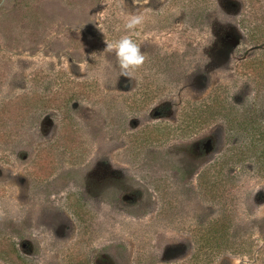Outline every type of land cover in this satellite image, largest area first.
<instances>
[{"label":"rangeland","instance_id":"obj_1","mask_svg":"<svg viewBox=\"0 0 264 264\" xmlns=\"http://www.w3.org/2000/svg\"><path fill=\"white\" fill-rule=\"evenodd\" d=\"M217 219L264 250V0H0V264H189Z\"/></svg>","mask_w":264,"mask_h":264},{"label":"trees","instance_id":"obj_2","mask_svg":"<svg viewBox=\"0 0 264 264\" xmlns=\"http://www.w3.org/2000/svg\"><path fill=\"white\" fill-rule=\"evenodd\" d=\"M70 92H72L70 95L72 100H76L81 94L80 92L74 90H70ZM208 106L209 104L205 107L207 108ZM189 109L192 110H185L184 113H186V116L192 117L191 114H193L195 106L189 107ZM190 126L191 122L183 120L181 122V129L183 133H185ZM219 221L221 220L217 219L215 223L207 227H203L200 231H198L197 247L189 264H213L217 257L225 251L244 257L249 256L250 259H256L261 264L264 263V250L260 251L261 253L254 255V249L251 246L247 247L242 243L239 244L235 234L227 229L224 230Z\"/></svg>","mask_w":264,"mask_h":264},{"label":"clouds","instance_id":"obj_3","mask_svg":"<svg viewBox=\"0 0 264 264\" xmlns=\"http://www.w3.org/2000/svg\"><path fill=\"white\" fill-rule=\"evenodd\" d=\"M142 17L132 16L129 18L125 27L132 29L135 25L141 23ZM108 51L115 50L120 66L124 70L134 69L143 63L144 57L139 51L138 44L130 37L125 36L115 43L107 46Z\"/></svg>","mask_w":264,"mask_h":264}]
</instances>
